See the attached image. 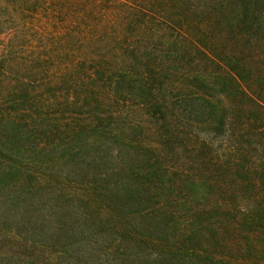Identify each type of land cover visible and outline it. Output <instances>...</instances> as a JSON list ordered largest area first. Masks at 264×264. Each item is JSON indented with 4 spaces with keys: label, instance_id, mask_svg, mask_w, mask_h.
<instances>
[{
    "label": "trees",
    "instance_id": "16d2710c",
    "mask_svg": "<svg viewBox=\"0 0 264 264\" xmlns=\"http://www.w3.org/2000/svg\"><path fill=\"white\" fill-rule=\"evenodd\" d=\"M0 264H264V0H0Z\"/></svg>",
    "mask_w": 264,
    "mask_h": 264
}]
</instances>
